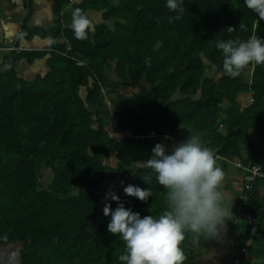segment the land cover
Returning a JSON list of instances; mask_svg holds the SVG:
<instances>
[{
    "label": "trees",
    "instance_id": "obj_1",
    "mask_svg": "<svg viewBox=\"0 0 264 264\" xmlns=\"http://www.w3.org/2000/svg\"><path fill=\"white\" fill-rule=\"evenodd\" d=\"M69 3L54 0V26L48 31L28 26L29 8L23 38L49 35L53 46L43 52L6 51L0 64V244L24 241L22 264H121L125 243L108 231L111 216L100 210L95 192L147 160L153 141L176 145L194 133L216 160V155L236 158L264 171V149L251 135L264 140V66L249 65L229 78L215 47L218 40L264 37V19L244 0H184L185 12L172 23L168 18L176 13L166 0L85 1L76 8L103 4L105 19L119 21L113 27L102 23L79 40L62 27L61 11ZM47 54L48 72L31 80L17 74L21 59L31 63ZM143 85L144 93L127 96L108 127L100 113L106 97L120 86ZM243 92L252 98L245 107L238 100ZM151 132L155 139L147 137ZM241 144L251 147L247 159H241ZM43 169L51 173L46 188L39 187ZM135 171L115 190L120 200L109 198L106 204L158 216L166 207V189L151 169ZM261 182L257 179L250 192L255 224L236 238L237 247L246 248L240 264H264V221L257 215L264 197L255 196ZM128 184L150 188L152 196L147 201L128 196L123 190ZM241 207L247 209L240 203L233 221ZM205 238L185 234L183 264H200L190 245Z\"/></svg>",
    "mask_w": 264,
    "mask_h": 264
},
{
    "label": "clouds",
    "instance_id": "obj_2",
    "mask_svg": "<svg viewBox=\"0 0 264 264\" xmlns=\"http://www.w3.org/2000/svg\"><path fill=\"white\" fill-rule=\"evenodd\" d=\"M244 2L260 19H264V0ZM183 4L184 0H166L165 6L176 13L169 16V23L181 19L185 12ZM71 17L74 37L86 40L89 32L94 31L93 22L80 8H74ZM240 28L246 30L243 24ZM234 30L228 27L229 32ZM215 47L222 52L223 71L229 78L238 77L249 65L264 66V37L253 34L246 40L238 37L218 40ZM140 167L156 173L157 182L166 189V207L158 216H141L123 203H118L114 210L110 204H105L104 215L111 216L108 231L119 235L125 243L124 253L118 259L121 264H183L186 257L180 244L187 232L203 234L210 239L225 226L228 205L221 191L224 173L214 153L194 133L170 151L162 143H157L152 148V155ZM123 190L126 195L141 201L152 196L150 188L132 184ZM105 198L120 200L115 192L106 193Z\"/></svg>",
    "mask_w": 264,
    "mask_h": 264
},
{
    "label": "crops",
    "instance_id": "obj_3",
    "mask_svg": "<svg viewBox=\"0 0 264 264\" xmlns=\"http://www.w3.org/2000/svg\"><path fill=\"white\" fill-rule=\"evenodd\" d=\"M85 1L86 0H74L73 3H69L65 8L62 9L61 22L63 28L65 27L71 29L72 10ZM107 1L109 4L115 5L119 0ZM53 3L54 0H30V2H28L27 0H0V48H6L10 46L13 39L17 38L16 36L20 33L23 19L29 13V8L30 17L28 18L27 22L28 26L40 28L45 31L50 30L54 26L55 19L52 8ZM84 12L87 13L88 17L93 22L94 28L102 23H106L110 27H113L114 24L119 21V19L117 18L108 20L105 19L104 15L106 12V8L103 4L101 5V8L100 6H96L85 9ZM18 37L23 46L33 49L29 52H33L34 50L43 52V50L52 47L54 43L53 37L49 35L45 37L35 36L30 40H26L25 38H23L22 34ZM57 40L59 42H62L64 39L62 37H59ZM6 54L7 53L5 50H0V64L4 61ZM47 58L48 54L40 58L33 59L31 63H29L26 58L21 59L18 62L15 70L17 74L24 79H34L36 76L43 75L48 72L49 68L47 64ZM105 72L109 78L114 81L117 80V78L112 74L114 73L113 71L106 70ZM81 92L84 94L85 89H82ZM125 98L126 96L124 98L121 97L122 101H120L118 99L111 98L110 95L106 97L104 104L101 106L100 113L102 112L101 115H104L108 118V127L115 119L116 109L123 106ZM238 100L241 106L245 107L249 105L252 100L251 94L243 92L238 95ZM251 135L253 136V143L260 146L261 149H264V140L259 139L254 132H252ZM157 143H162L168 151H170L174 146L173 144L167 142L158 141H153V146H155ZM250 154L251 147L246 144H241V159H247ZM232 160L239 161L236 158ZM216 161L218 166L224 173L221 191L225 194V201L228 205V219L226 218L225 226L220 229L217 236L210 239L206 237L203 244L197 240H193L190 245V249L196 255L197 260L200 264H234V259L238 251L236 238L237 236L245 232L242 227H239L240 223L236 224V228L233 221L236 210L239 209V205L242 202L243 175L228 161L222 159H217ZM140 165V163H135L134 166L130 167V169L135 171L138 167H140ZM130 169H126L116 180L104 182L103 185L99 187L95 192L96 199L100 195V189L104 187L114 188L117 184L129 182L134 176V173ZM126 175H129V177H125ZM120 178L122 179L119 180ZM114 182H116L115 185ZM108 190H111V188H109ZM104 193V199H106L105 197L108 191H104ZM255 196L257 198L264 197V182H261L257 185L255 189ZM106 202L107 201H105L104 206ZM257 213L260 220L264 221V208L259 209Z\"/></svg>",
    "mask_w": 264,
    "mask_h": 264
},
{
    "label": "built area",
    "instance_id": "obj_4",
    "mask_svg": "<svg viewBox=\"0 0 264 264\" xmlns=\"http://www.w3.org/2000/svg\"><path fill=\"white\" fill-rule=\"evenodd\" d=\"M86 1H97V0H86ZM71 3L74 2V0H70ZM70 49V46L67 45V50ZM0 50H5L7 52L14 51V52H22V51H31L33 49L25 47L21 44V41L18 38H14L11 45L6 48H0ZM63 55L66 54V52H61ZM102 92H104V89H102ZM147 137H150L152 139H155L154 133H150L147 135ZM170 139V136L164 135L163 140L168 141ZM217 159H222L228 161L230 164H232L235 168L241 170L243 175V187L247 191V193L242 197V206L246 207L247 209L240 208L238 214H236L234 223L239 224V227H242L244 231L253 226L255 224V219L252 216L251 210L249 207L252 205V199L250 198L251 190L253 187V184L257 181V179H264V171L262 170V167L260 165H251V164H243L241 161H235L230 158L221 157L219 155H216ZM237 255L234 259V264H240L241 254L246 252V248L243 247L241 249H237Z\"/></svg>",
    "mask_w": 264,
    "mask_h": 264
},
{
    "label": "rangeland",
    "instance_id": "obj_5",
    "mask_svg": "<svg viewBox=\"0 0 264 264\" xmlns=\"http://www.w3.org/2000/svg\"><path fill=\"white\" fill-rule=\"evenodd\" d=\"M115 77V73H112ZM117 78V77H116ZM146 86H141V87H137L136 89H130V88H126V87H122L120 86L116 92L110 94L111 98L114 99H118L120 101L121 97L124 98L125 96H130V95H139L141 94L143 91L146 90ZM127 94V95H126ZM120 176V175H119ZM123 176V175H122ZM125 177H129V175H126ZM50 179H51V173L49 170L47 169H43L40 173V178H39V187L41 188H46L47 185L50 183ZM122 178H120L119 180H121ZM127 183V182H126ZM116 184V182H114V185ZM125 183L123 184H117L114 188L113 187H104L102 189L99 190L100 195L97 197V204L100 208V210L102 211L104 208V203L106 201V199H104V191L108 193L109 192H115L116 189H120V187H122ZM109 188H111V190H108Z\"/></svg>",
    "mask_w": 264,
    "mask_h": 264
},
{
    "label": "water",
    "instance_id": "obj_6",
    "mask_svg": "<svg viewBox=\"0 0 264 264\" xmlns=\"http://www.w3.org/2000/svg\"><path fill=\"white\" fill-rule=\"evenodd\" d=\"M24 241L0 244V264H22L21 250Z\"/></svg>",
    "mask_w": 264,
    "mask_h": 264
}]
</instances>
